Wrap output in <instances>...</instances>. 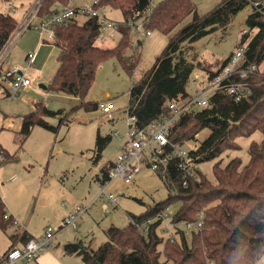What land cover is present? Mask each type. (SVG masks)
<instances>
[{
  "label": "trees",
  "instance_id": "1",
  "mask_svg": "<svg viewBox=\"0 0 264 264\" xmlns=\"http://www.w3.org/2000/svg\"><path fill=\"white\" fill-rule=\"evenodd\" d=\"M152 1L101 0V7L120 10L124 16L119 28L121 38L111 48L96 44L101 33L98 17L77 18L67 26L57 27L52 42L60 49L59 65L48 90L76 97L77 107L87 111L99 109L98 103L87 100L97 71L105 60L117 58L125 70L133 72L138 63L131 62L125 51L132 41L131 24L140 18L146 29L159 30L163 35L175 33L154 66L129 91L127 114L136 116L139 128L167 114L164 108L167 100L192 96L188 84L193 66L184 47L188 44V48L193 47L194 42L218 29H228L248 5L253 9L236 50L244 49L246 65L264 62V0H259L263 3L261 9L252 6L256 0H220L216 8L203 15L198 13L195 0H159L155 5ZM70 2L43 0L38 19H45ZM189 16H192L190 22L184 24ZM18 25L12 14L0 13V51ZM229 59L218 70H207L208 76L218 75ZM249 77L245 79L252 83L249 100L237 102L225 93H215L209 99V107L182 115L169 135L171 144H182L196 141L200 131L209 129V136L191 153V158L196 164L214 161L215 182L198 169V177H188L184 185L182 173L171 165L166 179L161 177L169 187L167 199L149 206L142 214L129 213L130 223L125 227H109L107 240L97 249H80L67 243L65 252L78 254L85 264H264V82L259 76ZM34 106L22 118L18 132L21 141L29 137L36 125L56 129L44 118L60 112L48 109L42 102H35ZM257 131L263 138L260 142L252 141L246 164L237 157L222 165L221 157L226 151L240 150L238 138H248ZM107 140L98 134L95 151L98 158ZM0 150L4 156L0 166L15 158L2 147ZM111 168L113 164L102 169L103 182L109 180ZM176 201L181 205L171 218L173 225L202 221V226L192 231L190 243L184 231L179 230L182 240L165 238L158 231L168 207ZM6 214L7 207L0 195L1 229L13 223V219L5 218ZM32 238L26 231L11 235L14 242L20 240L25 244Z\"/></svg>",
  "mask_w": 264,
  "mask_h": 264
},
{
  "label": "rangeland",
  "instance_id": "2",
  "mask_svg": "<svg viewBox=\"0 0 264 264\" xmlns=\"http://www.w3.org/2000/svg\"><path fill=\"white\" fill-rule=\"evenodd\" d=\"M70 1L69 5L74 7L91 6L94 3V0ZM158 1L153 0L152 5ZM219 1L195 0L198 13L203 15L212 11ZM35 2L36 0H0V13L12 14L20 24L24 11ZM10 4L16 10L12 11ZM252 9L248 5L235 17L228 29H218L194 42L193 47L188 48L190 44L184 47L188 62L193 66L192 77L198 74L201 79H205L207 70H218L228 57L235 54L242 34L247 30L246 19ZM101 11L113 21L124 20L120 10L103 5ZM191 18L189 16L184 24L190 22ZM136 24L142 25L143 30L146 29L142 19L137 20ZM38 31L32 27L17 38L6 64L27 67L26 50L33 51L37 46V41L41 39ZM115 33L114 38L105 41L104 45L97 44L105 48L116 45L121 32ZM131 34L132 39L140 38L143 41L139 57H135L136 61H132L129 55L132 53L130 48L125 51L131 62L138 63L133 72L125 70L117 58H109L100 65L87 95V100L93 103L111 100L114 104L113 120L100 108L87 111L77 107L79 100L70 94L40 87V84H50L59 65L60 49L52 41L45 42L38 49L35 69L29 71L31 74L38 73L40 78L34 81L30 90L14 98H7L0 88V147L15 155L12 161L0 166V193L4 196L9 213L14 216L13 223L6 229L0 228V256L9 247L8 242L14 231L12 228L16 227L14 222L20 223L35 237L43 234L47 227H52L58 233L59 240L71 243L82 241L86 246L92 245V248L97 249L107 240L106 231L109 227H125L130 223L129 213L142 214L149 206L168 198L169 187L147 163L141 166V172L136 174L130 184H126L122 178H114L102 187L98 182L97 175L102 173L104 167L116 162L119 147L125 144V139L120 140L113 135L116 131L124 134L128 130L126 108L131 85L138 83L154 66L155 60L172 37V34L163 35L159 30H152V34L145 37L136 31L135 26L131 27ZM263 67L264 62L261 64V68ZM199 83L200 80L194 85L188 84L192 95ZM35 102H42L48 109L60 112L44 118L56 129L49 130L36 125L29 137L21 141L18 135L20 122L23 116L32 112ZM98 133L106 138L112 136L105 142L100 158L95 156ZM209 134V129H203L198 133L196 141H187L184 148L189 150L195 144H202ZM262 138L259 131L248 138H238L240 150L226 151L221 157L222 165L237 157L246 164L250 160L249 147L252 141L260 142ZM213 165L214 161L204 162L198 164V168L210 181L215 182ZM109 194L119 195V201L111 202ZM180 205V201H176L168 207L167 216L158 231L165 238L175 237L178 240H182L179 230L187 232L186 239L190 243L192 231L186 230L182 224L175 226L171 223V218ZM76 206L88 208L79 218L76 229L64 227V218ZM159 249L162 250L161 245ZM24 264L36 263L32 260ZM72 264L84 262L81 258L74 257Z\"/></svg>",
  "mask_w": 264,
  "mask_h": 264
},
{
  "label": "built area",
  "instance_id": "3",
  "mask_svg": "<svg viewBox=\"0 0 264 264\" xmlns=\"http://www.w3.org/2000/svg\"><path fill=\"white\" fill-rule=\"evenodd\" d=\"M42 2L43 0H36L35 4L26 13L25 18L18 25L14 35L6 43L7 45L0 51V83L7 84L12 97L19 95L26 88L33 85L37 78L29 71L34 66L37 50L28 53L26 68H22L17 64L13 66L6 64V60H8L7 58L10 56L17 38L21 37L27 29L35 26L39 30L40 43L42 44L54 40L57 27L67 26L72 20L77 18L98 17L101 23V33L98 37L100 41H103L107 36L113 37L116 34L115 32L119 31L121 25V22L113 21L106 15H103L101 11L102 7L100 6L101 0H94L91 6L74 7L67 5L61 7L53 14L39 21L38 12ZM252 6L255 9H261L263 3L259 0L252 1ZM9 7L12 11L15 10L13 5ZM141 19L143 20V18L139 20ZM35 20L39 22L35 24ZM132 26H135L136 31L145 37L152 34V31L149 29L143 30V26L136 24V21L131 24ZM142 43L143 41L140 38L132 39L131 46L129 47L132 51L129 54L132 61L136 60L135 57H139ZM243 53V48L237 50L230 57L224 69L213 78L207 75L205 79H201L198 74L193 77L191 76L189 83H192V85L200 80L195 94L187 97L180 95L177 98L167 100L164 108L167 109L168 113L157 118L147 127H137L136 116L128 115V130L124 134L117 131L114 133V136L118 139H125V144L120 148L119 156L109 172V180L103 182L102 186L108 184L114 178H122L126 184H130L136 174L141 172V166L145 163L149 164L151 169L156 171V173L158 172L163 179H166L170 173L169 167L174 165L182 173L184 185H187L188 177H198V164L192 161L191 153L197 151L200 144H195L189 150H186L184 148L185 143L171 144L169 135L182 115L195 113L209 107V99L215 93H225L234 98L235 101L237 100V102L249 100V97L253 93L252 83L245 79H249V76H259L264 82V67L261 68V64L258 65L256 63L246 65ZM98 108L112 118L114 104L111 100L98 103ZM3 159V152L0 150V162ZM118 196L109 194L108 198L113 202H117ZM85 211L86 208L76 206L65 217L64 227L76 228L79 218ZM166 216L167 214L163 218L165 219ZM5 218H9L8 213L5 215ZM200 219L202 220V215H200ZM201 226L202 221H199L188 224L185 227L186 230L193 231ZM54 236V229L48 227L42 235L32 238L22 247L9 249L0 259V264H24L38 259L41 250L50 248Z\"/></svg>",
  "mask_w": 264,
  "mask_h": 264
},
{
  "label": "crops",
  "instance_id": "4",
  "mask_svg": "<svg viewBox=\"0 0 264 264\" xmlns=\"http://www.w3.org/2000/svg\"><path fill=\"white\" fill-rule=\"evenodd\" d=\"M11 5V4H10ZM9 5V6H10ZM13 5V4H12ZM14 7V6H13ZM14 9L16 10V7H14ZM31 9V7H29L28 9H26L25 11H24V15H23V19L25 18V15H27L26 13H28V11ZM105 15V14H104ZM22 19V20H23ZM39 20V19H38ZM36 21L35 20V24H37L39 21ZM35 27V26H34ZM39 33V32H38ZM114 36H115V34H114ZM114 36L113 37H109V36H107L103 41H100V40H97L96 41V44L97 43H100V44H105L104 42L105 41H108V40H111V39H113L114 38ZM43 45H44V43H42ZM41 43H40V41H37V46H35L34 47V49H33V51L34 50H37V52H38V49H39V47H42L43 45H42ZM98 45V44H97ZM99 46V45H98ZM114 46H116V45H113V46H109L108 48H111V47H114ZM27 52H26V54H25V58H27V55H28V53H30L32 50L31 49H28V50H26ZM37 55V54H36ZM36 59V58H35ZM37 60H35V63H34V66H33V68L31 69V70H33V69H35V66H36V62ZM14 65H16V64H14ZM9 66V65H8ZM33 75H35L37 78L36 79H38V78H40V75H38V73H34ZM41 85H44V84H40V87H41ZM34 86V84L33 85H31L30 87H28V88H26L25 89V91H22L23 93H25V92H27L28 90H30L32 87ZM47 87H48V85H46ZM132 86V85H131ZM0 88H2V91H3V96H5V97H7V98H14V97H16V96H14V97H12L11 95H10V90L8 89V87H7V84L6 83H2L1 84V86H0ZM42 88V87H41ZM43 89V88H42ZM131 89V88H130ZM44 90H48V88H46V89H44ZM130 91V90H129ZM22 92L19 94V95H21L22 94ZM19 95H17V96H19ZM74 99H77L76 97H73ZM78 100V99H77ZM35 104V103H34ZM127 111V110H126ZM112 120H113V117H112ZM23 121V120H22ZM22 121L20 122V127H19V129L21 128V124H22ZM33 131V130H32ZM117 132H119V131H117ZM98 134H100V133H98ZM101 135V134H100ZM98 136V135H97ZM102 136V135H101ZM102 137H104V136H102ZM113 137H114V135H113ZM112 138V136L110 137L109 136V138L108 139H111ZM120 148L121 147H119V151H120ZM95 154H96V152H95ZM119 154V153H118ZM101 155H102V152H101V154H100V157H101ZM95 156H97V154L95 155ZM99 157V158H100ZM113 165H114V163H113ZM98 176V182L101 184V187H102V184H103V179H102V173L101 174H98L97 175ZM0 195H1V197H2V199H3V201H4V196H2V194L0 193ZM109 199V198H108ZM118 201H119V199H118ZM117 201V202H118ZM111 202H113V201H111ZM117 202H114V203H117ZM4 203H5V201H4ZM6 204V203H5ZM6 207H7V205H6ZM75 208V207H74ZM73 208V209H74ZM87 208L88 207H86V211H87ZM72 209V210H73ZM85 211V212H86ZM84 212V213H85ZM7 213H9V209H7ZM83 213V214H84ZM82 214V215H83ZM9 215V218H11V219H13L14 218V216H13V214H11V213H9L8 214ZM81 215V216H82ZM8 218V219H9ZM65 219V218H64ZM14 221V220H13ZM79 221V220H78ZM14 225L16 226V227H13L12 229L14 230L13 231V234L14 233H20V232H23V231H26V232H28L30 235H32L34 238H35V235H33V234H31L27 229H25L24 227H22V225L20 224V223H14ZM77 227H78V223H77ZM76 227V228H77ZM50 228V227H49ZM73 228V227H72ZM76 228H74V229H76ZM47 229H48V227H47ZM61 229H64L63 227H61ZM46 230V229H45ZM44 230V231H45ZM40 234V233H39ZM12 235V234H11ZM42 235V234H41ZM58 236V233L56 232L55 233V236H54V240H52L51 241V246H50V248H47V249H44V250H41L40 251V253H39V256H38V259H36L35 260V263L36 264H72L73 263V258L74 257H78V258H81V260H82V257L81 256H78V254H67L66 252H65V250H64V246H65V244H67V243H71V242H66V241H64V240H59V238L57 237ZM9 243V247L8 248H6V250L4 251V253H3V255L10 249V247L11 246H15V247H22L23 245H25V242H23V241H20L19 240V242L18 241H15L14 242V240H12L11 239V236H10V242H8ZM73 244H76L77 246H78V248H83V247H87V248H90V249H94V248H92V245L91 246H86V244L85 243H83L82 241H79L78 243H73ZM3 255H1L0 256V259L3 257ZM83 262H84V260H82ZM85 264V263H84Z\"/></svg>",
  "mask_w": 264,
  "mask_h": 264
},
{
  "label": "water",
  "instance_id": "5",
  "mask_svg": "<svg viewBox=\"0 0 264 264\" xmlns=\"http://www.w3.org/2000/svg\"><path fill=\"white\" fill-rule=\"evenodd\" d=\"M41 87H42L43 89H46V88H47V86H46V85H41Z\"/></svg>",
  "mask_w": 264,
  "mask_h": 264
}]
</instances>
